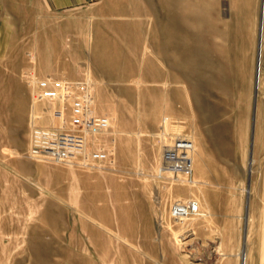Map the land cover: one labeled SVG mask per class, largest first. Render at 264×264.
Returning a JSON list of instances; mask_svg holds the SVG:
<instances>
[{
	"label": "rangeland",
	"instance_id": "rangeland-1",
	"mask_svg": "<svg viewBox=\"0 0 264 264\" xmlns=\"http://www.w3.org/2000/svg\"><path fill=\"white\" fill-rule=\"evenodd\" d=\"M137 1L55 12L37 0L17 19L18 49L0 61V264H264V0L214 5L193 28L185 5L161 0V48ZM202 24L211 44L191 51ZM219 28L255 29L254 51L246 36L222 45ZM29 68L93 80L111 163L29 155L31 121H48L30 104L15 116Z\"/></svg>",
	"mask_w": 264,
	"mask_h": 264
},
{
	"label": "built area",
	"instance_id": "built-area-1",
	"mask_svg": "<svg viewBox=\"0 0 264 264\" xmlns=\"http://www.w3.org/2000/svg\"><path fill=\"white\" fill-rule=\"evenodd\" d=\"M25 77L31 87V112L48 116L46 124L31 121L29 155L79 166L111 163L113 153L104 140L111 117L97 109L93 80L39 76L33 68L27 69ZM42 101L51 103L52 108L40 109ZM179 211L174 209V214Z\"/></svg>",
	"mask_w": 264,
	"mask_h": 264
},
{
	"label": "crops",
	"instance_id": "crops-1",
	"mask_svg": "<svg viewBox=\"0 0 264 264\" xmlns=\"http://www.w3.org/2000/svg\"><path fill=\"white\" fill-rule=\"evenodd\" d=\"M48 6L55 12H64L67 10H71L74 8L87 7L90 5L97 4L103 0H45ZM134 3H137V0H114L115 5L121 6H130ZM244 3L247 6H255L257 4V0H175L174 4L185 5L186 9H189V20L191 21V26L193 28L192 22L194 20H199L203 22L204 20H209L207 17L208 11L214 5H237ZM37 0H0V61H5L13 56V54L17 51L18 48L13 50V41L15 38L16 32V22L21 15L33 13L36 8ZM252 10V9H251ZM248 11V9H247ZM254 11V9L252 10ZM250 12V8H249ZM262 13V7H261ZM260 13V15H261ZM145 19L152 21L151 31L147 28L146 33V42L147 45H151L153 48H161V0H145ZM200 15V17H199ZM31 18V17H30ZM137 19V17H134ZM153 22H156L157 31L156 34L154 32ZM204 24H202V30L199 34L194 35L191 32L190 35V45L200 47V50L191 49V51H199L206 52V49H202L208 47L211 44V31L208 28H203ZM255 29H225L219 28L217 29V36L221 38L219 43L222 45H229V38L232 36H246L250 37L249 51H254V37L255 33L253 32ZM227 39V41L225 40ZM2 85H5V77L1 79ZM9 80V77L7 78ZM22 83L20 80L16 79V84L18 86L16 90V95L14 96L19 101L18 105H16V110H14L16 117H22L25 121L27 119L28 108L31 105V88L28 89L22 87ZM2 110L5 113V88H2ZM30 102V103H29ZM30 104V105H29ZM15 104L12 103V106ZM30 111V110H29ZM3 123L5 121L3 120Z\"/></svg>",
	"mask_w": 264,
	"mask_h": 264
},
{
	"label": "bare ground",
	"instance_id": "bare-ground-1",
	"mask_svg": "<svg viewBox=\"0 0 264 264\" xmlns=\"http://www.w3.org/2000/svg\"><path fill=\"white\" fill-rule=\"evenodd\" d=\"M175 205H177L174 209L176 210V209H180L181 211H179L178 213V215L177 216H187L189 213H190V210H189V208H188V206H186V205H183V204H181V203H179V204H175ZM174 209H173V212H174ZM175 213V212H174Z\"/></svg>",
	"mask_w": 264,
	"mask_h": 264
},
{
	"label": "water",
	"instance_id": "water-1",
	"mask_svg": "<svg viewBox=\"0 0 264 264\" xmlns=\"http://www.w3.org/2000/svg\"><path fill=\"white\" fill-rule=\"evenodd\" d=\"M263 21H264V15H263V11L261 13V19H260V24H261V31H262V28H263ZM260 31V37L262 36V32ZM259 49H261V41L259 43ZM259 66H260V62L258 63V69H257V77L259 75ZM255 96H256V92H255ZM255 101H256V98H255Z\"/></svg>",
	"mask_w": 264,
	"mask_h": 264
}]
</instances>
